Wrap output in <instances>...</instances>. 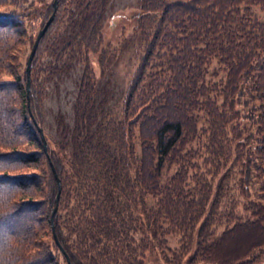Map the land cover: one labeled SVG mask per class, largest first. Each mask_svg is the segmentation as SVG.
I'll return each instance as SVG.
<instances>
[{
    "label": "trees",
    "instance_id": "obj_1",
    "mask_svg": "<svg viewBox=\"0 0 264 264\" xmlns=\"http://www.w3.org/2000/svg\"><path fill=\"white\" fill-rule=\"evenodd\" d=\"M21 1L0 0L17 4L0 10V264H70L54 231L72 264H144L150 248L165 264H264V0H141L119 111L97 96L110 0H58L29 95ZM75 57L73 121L60 114L54 138L44 83Z\"/></svg>",
    "mask_w": 264,
    "mask_h": 264
},
{
    "label": "rangeland",
    "instance_id": "obj_2",
    "mask_svg": "<svg viewBox=\"0 0 264 264\" xmlns=\"http://www.w3.org/2000/svg\"><path fill=\"white\" fill-rule=\"evenodd\" d=\"M53 1L22 0L19 3L21 8H25L30 12L26 21L29 33L35 38L40 30L39 24L42 21V17H37V12ZM140 2L141 0H110L101 25V30L104 35L103 45L107 49L109 60L105 73L99 78L97 96L99 99L107 96L106 106L116 111H119L121 107L127 83L140 54L139 35L135 29L136 18L140 10ZM16 5L11 3L5 7H0V10H8ZM33 22H36L35 26H33ZM31 49L30 45L25 48L23 52L24 58L27 57L28 59ZM92 64L97 73H99L100 70H98L99 66L96 54L93 55ZM82 68V61L78 57H75L68 70L55 74L44 83L46 126L48 132L54 138L59 137L56 127L57 117L60 114H63L68 123L71 124L73 121V104ZM223 183L225 186L229 185L227 181ZM233 192L234 190L232 188L225 191V199L227 201L233 199ZM167 239L170 248L179 246L178 234H169L167 235ZM62 264H65L64 261ZM144 264H165V262L158 250L150 248L146 252Z\"/></svg>",
    "mask_w": 264,
    "mask_h": 264
},
{
    "label": "water",
    "instance_id": "obj_3",
    "mask_svg": "<svg viewBox=\"0 0 264 264\" xmlns=\"http://www.w3.org/2000/svg\"><path fill=\"white\" fill-rule=\"evenodd\" d=\"M57 3H58V0H54L53 1V11L52 13L50 14L49 18L46 20L45 24L43 25L42 28H40V30L38 31L37 35H36V38L33 42V46H32V49L30 51V54L28 56V59H27V65H26V74H27V83H26V87H27V92H28V95H29V89H30V83H31V79H30V71H31V67H30V63H31V60L35 54V51H36V48H37V45H38V42L41 38V36L45 33L46 29L48 28L49 24L51 23V21L53 20L54 18V15H55V12H56V9H57ZM33 116V115H32ZM33 119L38 127V130L40 131L41 133V136H42V139H43V145H44V148L46 150V152H48V147H47V138H46V135H45V132H44V129L41 125L38 124L36 118L33 116ZM51 165H52V168L55 172V175L57 177V182H58V192H57V195H56V205L54 206L53 210H52V219H53V216H54V213L56 212L57 210V204H58V200H59V196H60V191H61V179L59 178V176L57 175V172L55 170V167L54 165L52 164L51 162ZM54 236H55V239L58 243V245L60 246L61 250L64 252V254L66 255V258H67V261L72 264L71 262V259L68 255V253L66 252L65 248L61 245L58 237H57V234L55 233L54 231Z\"/></svg>",
    "mask_w": 264,
    "mask_h": 264
},
{
    "label": "bare ground",
    "instance_id": "obj_4",
    "mask_svg": "<svg viewBox=\"0 0 264 264\" xmlns=\"http://www.w3.org/2000/svg\"><path fill=\"white\" fill-rule=\"evenodd\" d=\"M69 255V254H68Z\"/></svg>",
    "mask_w": 264,
    "mask_h": 264
}]
</instances>
